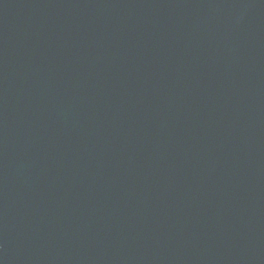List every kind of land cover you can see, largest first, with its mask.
I'll list each match as a JSON object with an SVG mask.
<instances>
[{
    "label": "water",
    "instance_id": "water-1",
    "mask_svg": "<svg viewBox=\"0 0 264 264\" xmlns=\"http://www.w3.org/2000/svg\"><path fill=\"white\" fill-rule=\"evenodd\" d=\"M0 264H264V0H0Z\"/></svg>",
    "mask_w": 264,
    "mask_h": 264
}]
</instances>
